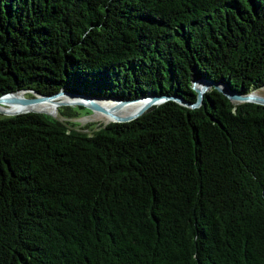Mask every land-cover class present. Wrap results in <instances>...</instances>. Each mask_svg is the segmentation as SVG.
Masks as SVG:
<instances>
[{
    "label": "trees",
    "instance_id": "trees-1",
    "mask_svg": "<svg viewBox=\"0 0 264 264\" xmlns=\"http://www.w3.org/2000/svg\"><path fill=\"white\" fill-rule=\"evenodd\" d=\"M195 79L264 87V0H0V95L193 103ZM87 112L0 115V264H264V105Z\"/></svg>",
    "mask_w": 264,
    "mask_h": 264
},
{
    "label": "water",
    "instance_id": "water-1",
    "mask_svg": "<svg viewBox=\"0 0 264 264\" xmlns=\"http://www.w3.org/2000/svg\"><path fill=\"white\" fill-rule=\"evenodd\" d=\"M211 87H215L217 90L222 92L224 95H226L231 101L233 102H254L258 103L261 105H264V95L258 94L255 92H250L247 94H239L236 92L231 91L226 85L224 84H219L210 80H204V79H195L193 81V88L197 92V99L193 103H189L184 101L180 97H175V96H168V95H155V94H149L143 97H138L135 99H126V100H121V99H106V98H100V97H90L88 95L84 94H76V93H69L65 90H60L56 93L50 94V95H44L41 94L37 91L25 89V90H19V91H13V92H7L2 95H0V102L3 101H11V102H19L24 105H28L31 103H36L42 100H48L52 99L55 96L58 95H64V96H69L71 98H74V104L77 105H83L92 111H99L105 114H108L112 117V121L115 122H128L131 121L141 114H143L148 108H150L152 105L155 104H160L164 102L167 99H173L176 100L177 102L184 104L186 106H189L191 108H195L201 105L204 94L206 90H208ZM21 91H32V93H35L36 96L32 97H24V96H14L16 93L21 92ZM99 100H109L113 102V104H117V107H122L131 103L139 102L142 101L143 103L132 113L127 114V115H118L113 113V110H109L106 108L104 105H102ZM61 105H65V103H61ZM29 111H36V110H24V111H15V112H6L2 109H0V112L8 113L10 115H15L19 113H24V112H29ZM37 112H45L46 111H37ZM51 115H54L52 113H49Z\"/></svg>",
    "mask_w": 264,
    "mask_h": 264
},
{
    "label": "bare ground",
    "instance_id": "bare-ground-1",
    "mask_svg": "<svg viewBox=\"0 0 264 264\" xmlns=\"http://www.w3.org/2000/svg\"><path fill=\"white\" fill-rule=\"evenodd\" d=\"M255 93H257V92H255ZM17 94H25V92L24 91L18 92L14 96H17ZM74 101H75V99L71 98L69 96L58 95V96L53 97L52 99L42 100V101H39L36 103H31L28 105H24V104H21L19 102L3 101V102H7V103H4V105L5 104H8V105L15 104V105H17V107L9 108V107L2 105L1 103H3V102H0V109L4 108V111H6L8 113L15 112V111H24V110H36V111H46L48 113H52L54 115H57L58 109H59V106L61 105V103H65V105L70 106V105L74 104ZM99 102L102 105H104L106 108H108L109 110H113V113L118 114V115L130 114V113L134 112L143 103L142 101H139V102L131 103V104H128V105H125L122 107H117V104H113V102H111L109 100H99ZM49 103H51V104H49ZM94 115H95V117L104 118L110 122L112 121V117L108 114L95 111Z\"/></svg>",
    "mask_w": 264,
    "mask_h": 264
},
{
    "label": "rangeland",
    "instance_id": "rangeland-1",
    "mask_svg": "<svg viewBox=\"0 0 264 264\" xmlns=\"http://www.w3.org/2000/svg\"><path fill=\"white\" fill-rule=\"evenodd\" d=\"M24 92H25V94H17V96L18 95L19 96H24V97L36 96V94L35 93H32V91H24ZM256 92L259 93V94L264 95V87L260 88ZM4 103H7V102H3L1 104L4 105ZM49 104H51V103H49ZM4 106L9 107V108L17 107V105H15V104H11V105L5 104ZM72 106H74V105H70V106L69 105H60L59 106V109H58L57 116L62 117L61 111L62 110L64 111L67 108H70ZM1 109L4 110V108H1ZM85 110L86 109H83L82 112L85 111ZM94 113H95V111L87 112V113H82V114L81 113H78V116H76L75 118H73L72 121L77 122L78 126H81V127H86V126L93 127V126H97V125L105 124V123L109 122L108 120H106L104 118L95 117ZM0 115L10 116V114L4 113V112H0Z\"/></svg>",
    "mask_w": 264,
    "mask_h": 264
}]
</instances>
